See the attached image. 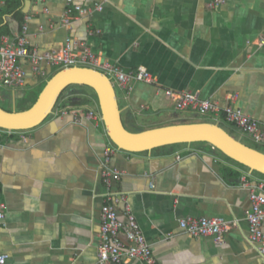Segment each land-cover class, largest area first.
Listing matches in <instances>:
<instances>
[{
  "label": "crops",
  "instance_id": "0c3cea01",
  "mask_svg": "<svg viewBox=\"0 0 264 264\" xmlns=\"http://www.w3.org/2000/svg\"><path fill=\"white\" fill-rule=\"evenodd\" d=\"M6 1L0 0V27L17 34L27 22L29 46L59 48L71 36L125 72L140 67L153 75V83L132 79L128 89L115 87L129 131L186 119L215 122L211 115L177 110L165 89L196 92L221 107L232 104L264 127V0H226L211 9L208 0H73L84 7L100 2L102 9L73 11L67 25L61 22L66 0ZM7 6L9 12H2ZM20 64L26 70L24 87L3 88L8 97L0 93V106L8 111L28 109L54 73L47 65H42L43 76L26 60ZM38 88L34 98L26 94ZM90 109L100 113L95 92L72 84L41 124L1 135L6 225L0 229V253L8 255L5 264H98L106 193L100 171L110 140L103 121L87 117ZM110 165L122 173L111 190L130 205L151 247L152 264H264V254L248 239L250 200L243 186L245 178L264 191L261 173L200 142L117 151ZM123 206L119 200L120 218ZM186 216H220L230 227L220 242L190 237L178 224Z\"/></svg>",
  "mask_w": 264,
  "mask_h": 264
},
{
  "label": "built area",
  "instance_id": "2783aa9c",
  "mask_svg": "<svg viewBox=\"0 0 264 264\" xmlns=\"http://www.w3.org/2000/svg\"><path fill=\"white\" fill-rule=\"evenodd\" d=\"M107 1V0H102ZM226 0H208L207 7L215 8L225 3ZM102 3L84 7L73 3V0L65 1V10L61 19L62 24L70 23L73 11L79 15L100 11ZM30 17H26V21ZM27 22L22 26V31L15 38L2 36L0 39V87L16 92L22 89L26 82V70L20 61L26 60L31 69L43 76L46 70L42 65L50 69L66 68L72 66L90 67L103 72L111 81L114 88H127L132 79L147 83L155 82L153 75L144 68H137L134 72H125L119 65L111 63L96 55L90 47L68 36L59 48H51L39 51L28 45ZM165 94L170 97L177 110L189 111L199 116H213L216 123L221 121L234 125L243 134L256 143L264 144V127L252 116L245 114L241 109L232 104L221 107L217 102L202 99L196 92L172 91L165 89ZM233 99L234 95L228 96ZM87 117L94 120H102L101 114L93 109L87 112ZM12 131L0 127V137L3 133ZM212 147V146H211ZM214 149V147H212ZM121 151L111 141L105 146L101 162V177L106 186V193L100 209V228L98 232L97 262L98 264H132L133 260L144 264H152L153 257L151 247L146 241L143 231L126 202L124 195L114 193L111 190L113 180L121 177V171L110 165L112 156ZM244 185L249 190L250 208L245 211V220L248 223V239L258 246L264 254V191L262 185H250L244 178ZM152 186V185H151ZM119 200L124 202L123 215L120 218L117 210ZM6 205L0 200V229L6 225ZM183 233L190 237L210 236L216 242L222 241L223 234L230 227L229 222L220 216L196 217L186 216L178 221ZM123 237L127 242L123 240ZM8 255L0 253V264H5ZM74 264V263H72Z\"/></svg>",
  "mask_w": 264,
  "mask_h": 264
},
{
  "label": "water",
  "instance_id": "95a60500",
  "mask_svg": "<svg viewBox=\"0 0 264 264\" xmlns=\"http://www.w3.org/2000/svg\"><path fill=\"white\" fill-rule=\"evenodd\" d=\"M72 84L93 89L107 136L121 151L136 153L174 144L204 142L251 171L264 175V152L238 140L216 122L176 123L129 131L122 122L117 94L110 79L90 67L72 66L54 72L26 110L8 111L0 106V127L14 131L38 126L53 113L61 93Z\"/></svg>",
  "mask_w": 264,
  "mask_h": 264
},
{
  "label": "rangeland",
  "instance_id": "374dc122",
  "mask_svg": "<svg viewBox=\"0 0 264 264\" xmlns=\"http://www.w3.org/2000/svg\"><path fill=\"white\" fill-rule=\"evenodd\" d=\"M58 70V68H55L54 70H53V72H55V71H57ZM88 87V86H87ZM89 89L91 90V91H93V89H91L90 87H89ZM39 88L38 89H36V90H34V91H32V92H25L26 94H28V95H30L31 97H35L37 94H38V92H39ZM115 91H116V93H118L119 91H118V89L117 88H115ZM0 93H2L3 95H9L10 93L8 92V90H5V89H3V88H0ZM40 93V92H39ZM39 95V94H38ZM38 95H37V97H38ZM8 97V96H7ZM17 102V107L18 108H21V101H19V100H17L16 101ZM1 103V102H0ZM2 104V103H1ZM33 104V103H32ZM28 106V105H27ZM212 117V116H211ZM211 119V118H210ZM209 120V119H208ZM199 121H201V120H198V119H186V120H180V121H176V123H188V122H199ZM176 123H171V124H176ZM223 128H225L231 135H233L235 138H237L238 140H240V141H242L243 143H245V144H247V145H249V146H251V147H253V148H256V149H258V150H260V151H262V152H264V144H259V143H256V142H254L253 140H251L249 137H247V136H240L238 133H236V132H234L233 131V129L230 127V124H228V123H225V122H223V121H221L220 123H219ZM168 125V124H167ZM209 147L211 146V145H209V144H207ZM256 174H259L258 172H256V171H254ZM261 175V174H260Z\"/></svg>",
  "mask_w": 264,
  "mask_h": 264
},
{
  "label": "trees",
  "instance_id": "16d2710c",
  "mask_svg": "<svg viewBox=\"0 0 264 264\" xmlns=\"http://www.w3.org/2000/svg\"><path fill=\"white\" fill-rule=\"evenodd\" d=\"M6 4H11V2L9 1V0H7L6 1ZM17 8V7H16ZM9 10H10V8L7 6L6 8H4V9H2V12H9ZM21 32V31H20ZM20 32L19 33H14V34H10V32L8 31V29H6V28H3V27H0V38H1V36L2 35H6V36H8L9 38H11V39H13V38H15L17 35H19L20 34ZM65 90V89H64ZM64 92V91H63ZM62 92V93H63ZM61 93V94H62ZM85 102H88V103H90L91 102V100L90 99H85ZM200 143H204V142H200ZM184 144V143H183ZM186 144V143H185ZM174 145H182V144H174ZM172 146V145H171ZM217 150V149H216ZM220 154H222L224 157H226L227 159H229V160H232L231 158H229V157H227L226 155H224L222 152H220L219 150H217ZM232 161H234V160H232ZM237 163V162H236ZM238 164H240V163H238ZM263 175V174H262ZM264 176V175H263Z\"/></svg>",
  "mask_w": 264,
  "mask_h": 264
}]
</instances>
